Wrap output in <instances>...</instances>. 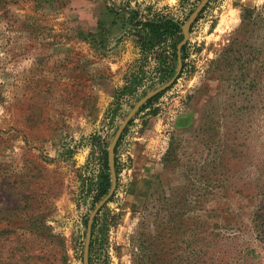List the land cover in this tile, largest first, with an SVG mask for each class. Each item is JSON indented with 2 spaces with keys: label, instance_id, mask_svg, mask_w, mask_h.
Here are the masks:
<instances>
[{
  "label": "rangeland",
  "instance_id": "rangeland-1",
  "mask_svg": "<svg viewBox=\"0 0 264 264\" xmlns=\"http://www.w3.org/2000/svg\"><path fill=\"white\" fill-rule=\"evenodd\" d=\"M199 2L0 0V264H81L109 142L173 75ZM165 19L180 33L148 49L144 24ZM183 46L114 147L88 264H147L165 244L189 260L196 216L209 255L264 264V0H208Z\"/></svg>",
  "mask_w": 264,
  "mask_h": 264
},
{
  "label": "trees",
  "instance_id": "trees-1",
  "mask_svg": "<svg viewBox=\"0 0 264 264\" xmlns=\"http://www.w3.org/2000/svg\"><path fill=\"white\" fill-rule=\"evenodd\" d=\"M145 29H146V35L144 36V41L146 44V47L148 49H151L154 44H156L159 41L165 40V38L170 35V33L174 30H177L178 33H180V26H176V24L170 20V19H165V20H152L148 21L144 24ZM173 29V30H170ZM181 36L179 34V37L175 44L173 45V58L175 59V46L176 44L181 40ZM183 50L184 46L180 48V59H181V68H182V61H183ZM171 77V76H169ZM157 95L153 98H156ZM152 98L150 99V101ZM149 100L140 108H144L145 105H147ZM138 110V112L140 111ZM109 169H108V162H107V153L105 152L104 156V162L103 166L100 170L99 177L97 178V181L95 183V197H94V202L99 201L102 197L105 196V194L108 191L109 188ZM134 190H131L130 195H136V192ZM94 218L92 219L91 226H90V233L93 230V223H94ZM196 220L193 222L191 225V232H192V241L191 243L195 246H198L197 249V254H193L190 256L191 259L187 258H180V256L173 255L170 257L169 251H178V247H173V248H167L168 244H165V249H162V247L159 249V251L162 252V254L159 253V255H153V258L149 260L148 258V263L147 264H227V262L223 259H228L223 258V253L227 254L229 250H225V252H222L220 250H216L215 255H209L207 252L206 246L213 244L215 245V240L208 238L210 240H213L214 242L206 241V236H210L211 232L208 234V228L203 220H200V216L195 217ZM1 233V232H0ZM212 238H217L218 241L221 238L218 234H213L211 235ZM221 242V241H220ZM171 243V242H170ZM194 246V247H195ZM90 247V246H88ZM162 249V250H161ZM235 256L239 255V251L234 252ZM208 255V256H207ZM238 259V258H237Z\"/></svg>",
  "mask_w": 264,
  "mask_h": 264
},
{
  "label": "water",
  "instance_id": "water-1",
  "mask_svg": "<svg viewBox=\"0 0 264 264\" xmlns=\"http://www.w3.org/2000/svg\"><path fill=\"white\" fill-rule=\"evenodd\" d=\"M208 0H200L198 5L194 8V10L191 12V14L188 16L186 21L183 23L181 27V34L182 38L181 40L176 44L175 46V59H176V66L175 71L171 78L167 80L164 84L161 86L155 88L154 90L150 91L149 93L145 94L143 97H141L139 100H137L134 105L131 107V109L127 112L123 120L120 122L118 127L116 128L107 149L108 154V169H109V188L107 193L104 197H102L96 205L93 207L91 212L88 215V218L86 220V226H85V233H84V240H83V247H82V255H81V264H88V246H89V239H90V226L93 217L95 214L99 211V209L108 201L110 198L112 192L115 188V173H114V161H113V153H114V147L123 131L127 123L133 118V116L138 112V110L151 98L155 97L159 93L166 90L169 86L173 84V82L176 80L180 70H181V59H180V48L185 44L187 38H188V31L190 28V25L197 17L198 13L202 10V8L206 5Z\"/></svg>",
  "mask_w": 264,
  "mask_h": 264
}]
</instances>
